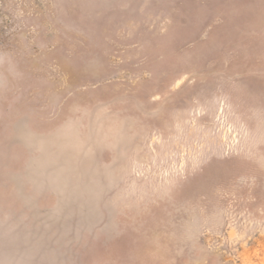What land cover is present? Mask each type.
<instances>
[{"label":"rangeland","instance_id":"obj_1","mask_svg":"<svg viewBox=\"0 0 264 264\" xmlns=\"http://www.w3.org/2000/svg\"><path fill=\"white\" fill-rule=\"evenodd\" d=\"M0 264H264V0H0Z\"/></svg>","mask_w":264,"mask_h":264}]
</instances>
